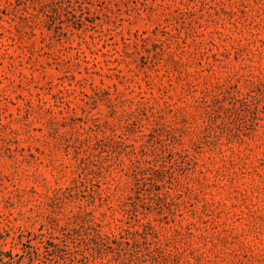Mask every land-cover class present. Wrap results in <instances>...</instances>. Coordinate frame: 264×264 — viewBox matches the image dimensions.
Wrapping results in <instances>:
<instances>
[{"label": "rangeland", "instance_id": "obj_1", "mask_svg": "<svg viewBox=\"0 0 264 264\" xmlns=\"http://www.w3.org/2000/svg\"><path fill=\"white\" fill-rule=\"evenodd\" d=\"M0 264H264V0H0Z\"/></svg>", "mask_w": 264, "mask_h": 264}]
</instances>
